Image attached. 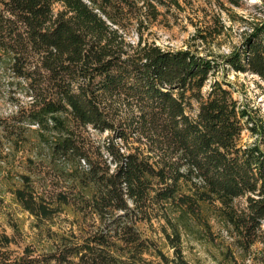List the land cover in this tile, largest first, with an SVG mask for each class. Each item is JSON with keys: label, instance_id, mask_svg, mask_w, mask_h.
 Segmentation results:
<instances>
[{"label": "trees", "instance_id": "trees-1", "mask_svg": "<svg viewBox=\"0 0 264 264\" xmlns=\"http://www.w3.org/2000/svg\"><path fill=\"white\" fill-rule=\"evenodd\" d=\"M142 16L157 18L151 0H0V54L28 84L18 115L37 125L47 163L68 181L45 197L22 174L15 198L41 229L67 208L89 220L78 233L49 228L42 251L0 224V264H170L137 227L156 205L180 260L179 226L201 220L203 204L244 250L263 241L264 150L239 144L245 111L220 81L204 98L209 60L127 42L125 22ZM225 60L264 81V24ZM90 128L113 134L96 145Z\"/></svg>", "mask_w": 264, "mask_h": 264}, {"label": "rangeland", "instance_id": "rangeland-1", "mask_svg": "<svg viewBox=\"0 0 264 264\" xmlns=\"http://www.w3.org/2000/svg\"><path fill=\"white\" fill-rule=\"evenodd\" d=\"M151 1L157 18L142 16L140 20L126 21L122 31L126 41L134 47L139 44L157 45L164 50H190L209 60L213 67L201 90L204 98L215 81L222 82L245 111L239 144L242 147L257 144L264 150V81L250 71L234 70L225 60L230 53L243 49L247 38L264 24V0ZM54 7L55 11L63 9L61 3ZM27 92V82L14 74L8 58L0 54V194L5 201L0 224L10 233L18 227L21 243L42 251L51 238L49 228L63 232L73 227L78 233V225L87 226L89 220L74 219L73 209L67 208L53 221H45L41 229L36 216L15 198L13 191L22 186V174H30L37 191L45 197L68 183L61 166L52 167L47 163L46 144L40 141L37 125L18 115L30 99ZM199 106L200 102L192 99L188 114L195 118ZM90 133L96 145L104 144L113 134L111 131L99 133L93 128ZM239 202L244 204L245 198ZM161 209L156 205L152 219L137 222V227L143 237L152 240L169 257L170 264H178L182 259L186 264H264V223L263 241L244 250L216 217L215 208L203 204L201 220L191 217L190 226H179L180 260L174 241L164 232L166 228L172 233V227L162 212L156 214ZM145 256L148 260H158L151 252Z\"/></svg>", "mask_w": 264, "mask_h": 264}]
</instances>
